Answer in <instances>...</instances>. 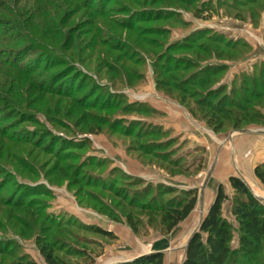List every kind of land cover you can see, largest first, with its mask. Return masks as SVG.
Here are the masks:
<instances>
[{"label":"rangeland","instance_id":"obj_1","mask_svg":"<svg viewBox=\"0 0 264 264\" xmlns=\"http://www.w3.org/2000/svg\"><path fill=\"white\" fill-rule=\"evenodd\" d=\"M206 1L211 9L195 17L192 9L173 7L170 0H0V58L13 71H0V133L7 137H0V264H16L21 258L47 264L39 250L44 242L52 244L63 264H119L156 249L163 253V264H181L191 233L207 211H200L198 199L190 217L170 233L146 218L134 232L125 219L128 212H138L129 208L128 199L144 186L131 181L173 187V177L183 175L193 180L199 198L212 159L193 176L172 174L164 165L137 156L136 136L157 129L166 132L149 138L170 139L168 156L191 172L200 147L188 132L213 131L157 90L152 56L163 49L159 40L170 45L204 29L233 42L248 35L255 53L264 56V8L257 6L259 14L247 18L245 28L234 15L242 3ZM38 4L39 10L34 9ZM27 36L37 40L26 41ZM53 40L59 45L55 49ZM261 60L264 57L253 63ZM246 63H225L228 71L217 86L229 90L236 74L252 69ZM16 66L32 70H27L32 76L16 75L18 84L6 88ZM70 72L57 85L48 84L52 76ZM37 82L49 85L45 94L34 90ZM60 86L81 89L62 96ZM87 100L91 104L82 105ZM247 128L264 130L256 125L243 129ZM255 184L248 186L264 203V186L258 180ZM207 185L204 191L209 194ZM224 186L230 195L229 185ZM229 206L230 201L224 203L223 215L233 221ZM233 225L236 228L234 221ZM84 226L100 227L111 236L102 237Z\"/></svg>","mask_w":264,"mask_h":264},{"label":"trees","instance_id":"obj_2","mask_svg":"<svg viewBox=\"0 0 264 264\" xmlns=\"http://www.w3.org/2000/svg\"><path fill=\"white\" fill-rule=\"evenodd\" d=\"M263 1L236 0L237 3H242L243 7L239 13L234 14L235 18L246 20L256 17L259 14L257 6L264 8ZM170 2L173 3V7L182 5L192 9L195 17H202L204 11L211 9L210 2L206 0L199 3V6L195 4L197 0H170ZM40 7L41 5L38 4L34 9L39 10ZM28 39H31V42L37 40L27 36L26 41ZM52 42H54L53 49L59 46L56 40ZM158 47L164 50L152 56L156 88L173 97L194 119L205 124L214 133L239 130L249 125L264 126V60L253 64L250 71H241L236 74L229 90L226 85L217 86L228 68V65L222 61L237 62L251 51L245 41L233 42L221 34L204 29L197 30L181 42H173L170 45L164 46V42L159 40ZM14 51L15 49L5 53L12 55ZM162 60L165 61L161 62ZM212 60L215 61L212 62ZM1 67L12 71L10 69L12 66H8L0 58V71ZM13 70L15 74L7 80L6 88L9 84H18L21 79L17 80L16 75L32 76V73L27 72L28 69L22 66H16ZM70 74L71 72L67 75L64 73L61 76H52L48 84L57 85L63 79L69 78ZM237 80L238 85L235 84ZM32 85L35 91L44 94L49 86L38 84V82ZM80 89L81 86L73 90L60 86L58 92L62 96L73 95ZM84 104H91V102L87 100L82 103ZM105 104H109V101ZM5 134L6 132L0 133V137L7 139ZM165 134L166 132L158 129L154 132L146 131L138 134L143 137L136 136L139 146L133 148L137 156L147 158L149 162L157 163L159 166L164 165L165 169L172 174L174 172L193 176L199 172L204 162L203 148L195 149L200 154L194 157V164H196L190 172L187 165L168 156L170 139L161 141L149 138H158ZM46 138L49 139V137ZM143 139L144 142H140ZM253 173L264 186V162L257 164ZM119 175L121 178L126 177L123 172H119ZM227 181L231 190L230 195L227 194L223 184H218L215 197L202 218L199 228L187 242L181 264H264V203L253 194L241 176L231 175ZM131 182L132 185L136 183L138 186H144L141 190L140 188L133 190V195L128 199L129 208L138 212H128L125 219L134 232H137L140 225L144 223L143 219L146 218L148 224L154 225L163 233H170L196 208L198 202L196 188L185 190L164 187L161 184H147L137 178L132 179ZM110 191L114 192L112 189ZM157 194L166 195L168 198L158 200ZM127 197L128 195L122 196L126 200ZM227 201H230L229 214L236 228L233 221L223 215V205ZM15 204L17 205V202H14ZM24 209L28 210L27 207ZM116 220H119V217ZM84 227L102 237L111 236L110 232L100 227ZM33 229L28 228L31 233ZM40 244V253L47 264H63L54 254L50 242ZM1 251L3 250L0 249ZM18 260L19 263L16 264H36L31 259ZM163 261L162 252H153L119 264H163Z\"/></svg>","mask_w":264,"mask_h":264},{"label":"crops","instance_id":"obj_3","mask_svg":"<svg viewBox=\"0 0 264 264\" xmlns=\"http://www.w3.org/2000/svg\"><path fill=\"white\" fill-rule=\"evenodd\" d=\"M240 23H243L241 27L248 28L249 23L247 20H242V22ZM261 26L264 27L263 20H261ZM239 35L243 36L242 32ZM242 36H239V38ZM247 36L244 35L242 40L250 46L251 51L246 55L245 58L235 63L241 64L247 62L246 65L248 63H251L252 67L254 64L253 62H255L258 57L262 58L264 56L260 53H255V47L253 43L249 41L250 39H248ZM250 60L253 61L251 62ZM225 63L230 64L232 62L226 61ZM235 63L233 62V64ZM242 130H245V132H239L237 130H234L232 132L229 131L226 133L212 132V134H208L206 131V134L202 132L201 134L194 133L193 131L188 132L189 138L191 137V135L193 136V134L196 136L192 139V141L195 142V145L200 148H203V163L207 162V160L212 159V163L209 165L208 171L205 176L206 178L204 180L205 186L207 184V186H209L208 189L210 193L207 194L206 190L204 191L205 186H201V194L198 198V207L201 212H204V210H208V207L209 205H211V202L214 198L215 189L217 188L218 184L221 183L223 185H228V177L233 174L241 176L247 182L248 185L252 184L256 187L255 183L257 179L254 176L253 170L257 164L264 162V130L252 128ZM188 179L189 178L183 175L182 177H173V187L185 190L197 188L192 182L193 180H191V178L189 180ZM207 180L208 182L205 183V181ZM187 219L188 218L180 222L177 227L182 226V224ZM118 231L122 232V229L118 228ZM147 252L151 253L158 251L156 249V251Z\"/></svg>","mask_w":264,"mask_h":264},{"label":"water","instance_id":"obj_4","mask_svg":"<svg viewBox=\"0 0 264 264\" xmlns=\"http://www.w3.org/2000/svg\"><path fill=\"white\" fill-rule=\"evenodd\" d=\"M237 131H239V132H245V130H237ZM264 132V131H263ZM195 231H197V230H195ZM195 231H193L192 233H191V235H193V233L195 232ZM191 237V236H190ZM187 245V244H186Z\"/></svg>","mask_w":264,"mask_h":264}]
</instances>
